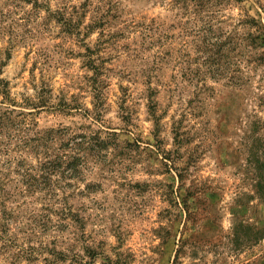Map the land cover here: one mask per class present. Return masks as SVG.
<instances>
[{
    "label": "rangeland",
    "instance_id": "rangeland-1",
    "mask_svg": "<svg viewBox=\"0 0 264 264\" xmlns=\"http://www.w3.org/2000/svg\"><path fill=\"white\" fill-rule=\"evenodd\" d=\"M0 79V264H264V0H0Z\"/></svg>",
    "mask_w": 264,
    "mask_h": 264
},
{
    "label": "trees",
    "instance_id": "trees-1",
    "mask_svg": "<svg viewBox=\"0 0 264 264\" xmlns=\"http://www.w3.org/2000/svg\"><path fill=\"white\" fill-rule=\"evenodd\" d=\"M59 22H61L62 24H64V26L67 27H72L75 26V22L73 21V19L65 17V16H60L57 19ZM3 80L0 79V90L2 89V93L6 94L7 90L4 87L3 84ZM11 117L10 115H5L3 113L0 112V129L6 128L7 124L11 121ZM66 132V130L61 131V134H64ZM46 138H44L43 136L40 138L41 140H44ZM48 140V139H46ZM69 144L66 147H70L73 150L77 149V147L80 145L81 140H78V137H73V138H69ZM71 163V162H70Z\"/></svg>",
    "mask_w": 264,
    "mask_h": 264
}]
</instances>
